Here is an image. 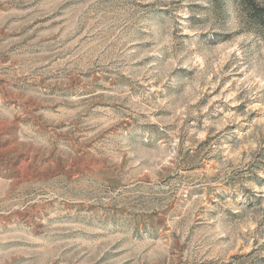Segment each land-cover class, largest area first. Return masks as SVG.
Returning a JSON list of instances; mask_svg holds the SVG:
<instances>
[{"label":"rangeland","instance_id":"obj_1","mask_svg":"<svg viewBox=\"0 0 264 264\" xmlns=\"http://www.w3.org/2000/svg\"><path fill=\"white\" fill-rule=\"evenodd\" d=\"M245 8L0 0V264H264Z\"/></svg>","mask_w":264,"mask_h":264},{"label":"trees","instance_id":"obj_2","mask_svg":"<svg viewBox=\"0 0 264 264\" xmlns=\"http://www.w3.org/2000/svg\"><path fill=\"white\" fill-rule=\"evenodd\" d=\"M241 4L246 7L245 11L250 13L256 22H264V6L254 4L253 0H241Z\"/></svg>","mask_w":264,"mask_h":264}]
</instances>
